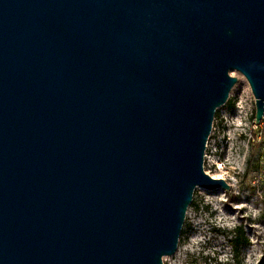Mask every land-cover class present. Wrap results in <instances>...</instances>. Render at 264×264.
I'll return each mask as SVG.
<instances>
[{"label":"water","instance_id":"95a60500","mask_svg":"<svg viewBox=\"0 0 264 264\" xmlns=\"http://www.w3.org/2000/svg\"><path fill=\"white\" fill-rule=\"evenodd\" d=\"M239 73L264 116V0H0V264H163Z\"/></svg>","mask_w":264,"mask_h":264},{"label":"rangeland","instance_id":"374dc122","mask_svg":"<svg viewBox=\"0 0 264 264\" xmlns=\"http://www.w3.org/2000/svg\"><path fill=\"white\" fill-rule=\"evenodd\" d=\"M231 75L237 83L215 112L204 158V171L230 189L194 190L177 251L163 264H256L264 251V116L256 126L249 85Z\"/></svg>","mask_w":264,"mask_h":264},{"label":"trees","instance_id":"16d2710c","mask_svg":"<svg viewBox=\"0 0 264 264\" xmlns=\"http://www.w3.org/2000/svg\"><path fill=\"white\" fill-rule=\"evenodd\" d=\"M234 240H236V239H234ZM230 243L232 244L233 248L236 249V245L234 244L235 241L231 240ZM256 264H264V251L262 252L261 257L259 258V260L257 261Z\"/></svg>","mask_w":264,"mask_h":264},{"label":"built area","instance_id":"2783aa9c","mask_svg":"<svg viewBox=\"0 0 264 264\" xmlns=\"http://www.w3.org/2000/svg\"><path fill=\"white\" fill-rule=\"evenodd\" d=\"M205 157H206V153H205ZM216 170H218V171L223 170L222 163L216 164Z\"/></svg>","mask_w":264,"mask_h":264},{"label":"bare ground","instance_id":"6f19581e","mask_svg":"<svg viewBox=\"0 0 264 264\" xmlns=\"http://www.w3.org/2000/svg\"><path fill=\"white\" fill-rule=\"evenodd\" d=\"M214 177V176H213ZM214 178H216V177H214Z\"/></svg>","mask_w":264,"mask_h":264}]
</instances>
